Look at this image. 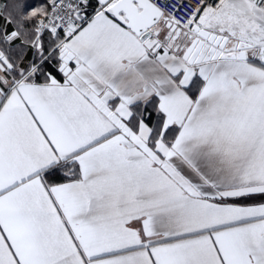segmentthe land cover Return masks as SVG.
<instances>
[{"label":"snow or ice","instance_id":"1","mask_svg":"<svg viewBox=\"0 0 264 264\" xmlns=\"http://www.w3.org/2000/svg\"><path fill=\"white\" fill-rule=\"evenodd\" d=\"M0 264H264V0H0Z\"/></svg>","mask_w":264,"mask_h":264}]
</instances>
